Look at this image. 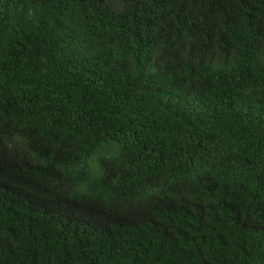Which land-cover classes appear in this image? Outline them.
<instances>
[{"label": "trees", "instance_id": "1", "mask_svg": "<svg viewBox=\"0 0 264 264\" xmlns=\"http://www.w3.org/2000/svg\"><path fill=\"white\" fill-rule=\"evenodd\" d=\"M0 264H264V0H0Z\"/></svg>", "mask_w": 264, "mask_h": 264}]
</instances>
